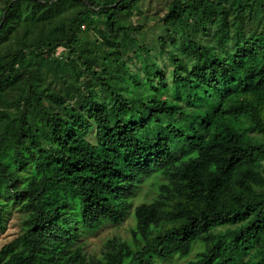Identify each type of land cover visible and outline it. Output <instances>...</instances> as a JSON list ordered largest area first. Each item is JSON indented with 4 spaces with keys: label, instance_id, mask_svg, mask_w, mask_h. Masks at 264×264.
<instances>
[{
    "label": "trees",
    "instance_id": "trees-1",
    "mask_svg": "<svg viewBox=\"0 0 264 264\" xmlns=\"http://www.w3.org/2000/svg\"><path fill=\"white\" fill-rule=\"evenodd\" d=\"M13 206L0 264H264V0H0Z\"/></svg>",
    "mask_w": 264,
    "mask_h": 264
},
{
    "label": "rangeland",
    "instance_id": "rangeland-1",
    "mask_svg": "<svg viewBox=\"0 0 264 264\" xmlns=\"http://www.w3.org/2000/svg\"><path fill=\"white\" fill-rule=\"evenodd\" d=\"M138 18L139 17L136 16L135 18L132 19V22L136 24V20ZM151 37H155V36L151 35ZM60 51L61 48L57 50V54ZM147 193L150 195V185L148 182H143L141 184L140 194L145 195ZM150 197L148 199H150ZM14 208L16 207L14 206L11 207L12 212L7 218L4 232H0V248L6 243L13 240L15 237H17V235L20 232L21 215L20 212L16 211ZM132 223H133L132 217L128 216L125 219V221H123L121 224H117L116 226L105 224V225H101L92 232H87V231L81 232L79 234V239L77 243L82 244L83 254L88 260L98 258L100 257L105 240L112 238L113 236H119L123 239L129 238L130 235L128 229L130 228ZM198 249L199 248L196 245L193 248V251L191 252L188 259L173 258L166 264H186L188 260L192 259L195 256V253L197 252Z\"/></svg>",
    "mask_w": 264,
    "mask_h": 264
}]
</instances>
